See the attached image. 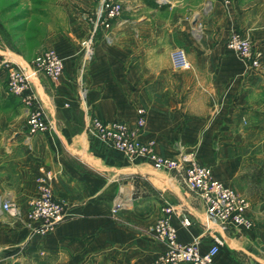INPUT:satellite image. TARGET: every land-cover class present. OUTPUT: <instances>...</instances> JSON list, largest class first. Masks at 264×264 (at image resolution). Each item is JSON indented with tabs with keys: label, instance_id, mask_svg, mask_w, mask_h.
<instances>
[{
	"label": "crops",
	"instance_id": "0c3cea01",
	"mask_svg": "<svg viewBox=\"0 0 264 264\" xmlns=\"http://www.w3.org/2000/svg\"><path fill=\"white\" fill-rule=\"evenodd\" d=\"M71 1V32L52 38L61 44L63 73L56 83L41 77L35 85L52 128L29 136L20 104L8 141L0 144V194L26 208L40 167L48 168L66 217L32 235L0 216V264H149L165 249L151 228L167 203L180 213L171 219L180 242L197 240L205 251L214 234L223 238L212 264H264V0H177L164 7L121 0L111 40L99 34L83 73L78 39L93 4ZM232 31L262 51L259 68L226 47ZM178 47L189 69L171 66L170 51ZM139 108L145 124L138 138L153 140L164 157L192 153L249 201L252 229L206 227L201 198L178 174L128 160L85 131L90 117L136 131ZM183 215L189 226L181 224Z\"/></svg>",
	"mask_w": 264,
	"mask_h": 264
},
{
	"label": "built area",
	"instance_id": "2783aa9c",
	"mask_svg": "<svg viewBox=\"0 0 264 264\" xmlns=\"http://www.w3.org/2000/svg\"><path fill=\"white\" fill-rule=\"evenodd\" d=\"M93 10L89 17L90 29L80 41L82 64L80 73L92 60L94 40L101 34L106 41L111 40L112 24L122 11L121 0H90ZM224 5L229 0H220ZM159 4L163 1L156 0ZM226 47L235 53L247 66L259 68L262 51L255 48L248 35L232 31L226 41ZM171 66L186 70L191 67L185 50L174 48L169 54ZM64 70L63 59L57 51L45 48L39 51L25 65L13 62L0 56V73L5 76L7 92L19 99L25 111V127L29 136L43 133L52 126L46 119L40 105L35 85L41 77L56 83ZM83 90L81 97H83ZM145 124V111L137 109L136 131H132L123 121H106L90 117L85 131L90 139H99L107 146L116 149L128 160L142 158L156 169H166L178 174L186 188L201 198L205 212V226L219 228L223 232L231 229H252L253 220L247 214L249 201L234 188L216 179L208 166L194 160L192 153L178 152L172 157H164L156 153L153 140L143 141L138 133ZM50 169L40 167L36 177L35 194L29 199L26 208L3 197L0 194V216L26 227L32 235H42L56 227L66 217V202L56 197ZM120 204L117 200L116 205ZM180 215L174 204L161 207V215L154 222L151 232L154 238L165 245V249L157 254L149 264H212L224 240L219 235H213L212 243L202 251L199 242H180L177 230L171 219ZM180 222L190 225V219L183 215Z\"/></svg>",
	"mask_w": 264,
	"mask_h": 264
},
{
	"label": "rangeland",
	"instance_id": "374dc122",
	"mask_svg": "<svg viewBox=\"0 0 264 264\" xmlns=\"http://www.w3.org/2000/svg\"><path fill=\"white\" fill-rule=\"evenodd\" d=\"M160 1H163L162 5H168L177 0ZM75 6L71 0H0V56L25 65L45 48L59 52L61 44L52 38L57 33L71 32L72 8ZM89 29L90 24L89 28L85 27V33H80L79 47ZM98 36L99 33L94 48ZM20 104L17 97L7 92L5 76L0 73V144L7 143L12 131L11 121L19 113Z\"/></svg>",
	"mask_w": 264,
	"mask_h": 264
},
{
	"label": "trees",
	"instance_id": "16d2710c",
	"mask_svg": "<svg viewBox=\"0 0 264 264\" xmlns=\"http://www.w3.org/2000/svg\"><path fill=\"white\" fill-rule=\"evenodd\" d=\"M151 3H152V1H151ZM153 4H154V2H153ZM164 6H165V5H162V4H161L159 7H164Z\"/></svg>",
	"mask_w": 264,
	"mask_h": 264
}]
</instances>
